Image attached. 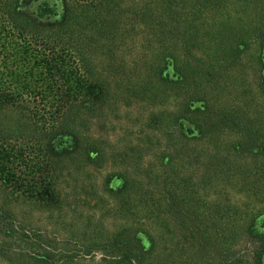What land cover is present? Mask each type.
Listing matches in <instances>:
<instances>
[{
  "label": "rangeland",
  "instance_id": "rangeland-1",
  "mask_svg": "<svg viewBox=\"0 0 264 264\" xmlns=\"http://www.w3.org/2000/svg\"><path fill=\"white\" fill-rule=\"evenodd\" d=\"M120 2L118 24L127 36L113 46L114 54L103 48L93 57V74L107 85L108 96L84 130L104 155L87 169L71 160L57 168L51 178L55 194L47 206L0 184V211L8 213V228L0 229V264H40L37 252L50 264H118L108 240L126 226L148 248L143 264H219L223 249L205 242L200 247L195 238L199 222L212 227L215 218H231L229 211H206L209 202L225 209L235 202L251 203L264 211V197L255 199L248 190L241 191L245 186L239 176L248 165L256 169L260 163L232 164L225 156L232 155L229 143L240 138L239 128L231 124L235 117H249L253 129L264 133L258 69L251 54L229 59L212 37L229 13L244 25L254 21L253 16L242 13L236 2L206 15L209 30L182 43L165 26L167 12L176 7L172 0ZM173 61L180 64V81ZM167 63L168 79L162 82L156 75ZM202 105L212 116H206L201 132L197 126L203 117L192 111ZM8 116L0 112L3 135L16 129ZM108 174H122L129 181L122 211L103 189ZM221 230L225 234L224 226Z\"/></svg>",
  "mask_w": 264,
  "mask_h": 264
},
{
  "label": "trees",
  "instance_id": "trees-1",
  "mask_svg": "<svg viewBox=\"0 0 264 264\" xmlns=\"http://www.w3.org/2000/svg\"><path fill=\"white\" fill-rule=\"evenodd\" d=\"M172 2L176 7L172 13L167 12L165 26L182 43L199 39L201 31L209 30L211 23L206 15L241 3L240 11L253 16L254 21L247 25L236 23L229 13L216 25L212 37L232 61L252 55L258 69L259 98L264 101V0ZM121 6L120 0H0V112L9 115L16 127L7 135L0 133V184L18 196L47 206L55 194L51 178L57 168L71 160L81 162L82 170L87 169L98 165L104 155L96 140L84 131H88L108 96L107 85L95 79L91 64L100 49L114 54L113 46L127 36V30L118 24ZM178 65L174 62L172 68L180 81L183 75ZM167 68L168 63L158 68L156 76L162 82L168 79L164 74ZM189 108L186 112H190ZM206 109L202 105L192 111L203 117V123L197 126L201 132L212 116ZM237 118L231 124L239 128L240 138L229 143L228 152L232 155L225 156L232 164L260 163L256 169L248 165L239 173L245 186L241 191L248 190L259 199L264 197V133L253 129L249 117ZM221 120L227 121L224 117ZM103 189L118 201L122 211L130 189L127 177L108 174ZM200 204L194 205L195 213ZM208 205L209 213L229 211L231 218L225 222L215 218L211 220L212 227L196 224L199 237L195 238L200 247L205 242L213 249H223L219 264H264L263 209L258 210L251 203L235 202L228 209L219 203ZM244 212V216H237ZM7 214L0 211V229L8 228ZM223 226L225 234L221 233ZM108 241L116 263L143 264L148 248L131 228L120 229ZM35 254L40 264H50L45 255Z\"/></svg>",
  "mask_w": 264,
  "mask_h": 264
}]
</instances>
